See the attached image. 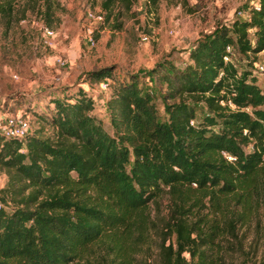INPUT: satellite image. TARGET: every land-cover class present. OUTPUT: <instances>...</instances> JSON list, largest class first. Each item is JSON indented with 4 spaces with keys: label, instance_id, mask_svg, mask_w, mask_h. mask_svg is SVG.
I'll return each mask as SVG.
<instances>
[{
    "label": "trees",
    "instance_id": "obj_1",
    "mask_svg": "<svg viewBox=\"0 0 264 264\" xmlns=\"http://www.w3.org/2000/svg\"><path fill=\"white\" fill-rule=\"evenodd\" d=\"M13 1L0 0V15ZM252 1L247 15L202 32L183 66L160 63L163 118L135 74L106 65L88 79L110 78L112 132L77 85L32 109L45 134L0 133V264H150L136 256L149 240L151 264H249L239 228L264 211V88L252 68L264 49V0ZM132 5L100 0V11L120 27Z\"/></svg>",
    "mask_w": 264,
    "mask_h": 264
},
{
    "label": "rangeland",
    "instance_id": "obj_2",
    "mask_svg": "<svg viewBox=\"0 0 264 264\" xmlns=\"http://www.w3.org/2000/svg\"><path fill=\"white\" fill-rule=\"evenodd\" d=\"M251 2L157 0L153 4L151 0H133L131 9L118 18L121 26L116 27L114 16L103 22L86 19L88 10H101L100 0H52L49 10L43 0H14L12 12L0 15V113L21 110L29 115L28 131L45 134L50 126L32 109H47L49 98L63 97L68 88L82 85L94 98L91 113L112 132L106 108L111 91L105 82L88 79L93 68L111 65L115 76L135 74L140 85L156 95L158 112L163 118L166 114L161 94L166 84L155 71L161 68L160 63L169 60L183 66L189 48L202 32L229 23L236 16L247 15L245 8ZM42 25L56 31L51 45L44 40ZM88 26L92 30L89 33ZM142 34L148 39L141 40ZM236 56L239 66H249L246 57ZM57 57L65 58V64H58ZM256 57L252 68L257 82L264 88V49ZM14 96L23 99L16 102ZM203 111V106L197 108V119L202 118ZM6 180L7 175L0 170V187ZM166 203L167 199L163 198V213L167 210ZM239 234L244 235L249 264H259L264 252L263 207L255 210L250 222L239 228ZM136 256L153 263L154 241L149 240Z\"/></svg>",
    "mask_w": 264,
    "mask_h": 264
},
{
    "label": "built area",
    "instance_id": "obj_3",
    "mask_svg": "<svg viewBox=\"0 0 264 264\" xmlns=\"http://www.w3.org/2000/svg\"><path fill=\"white\" fill-rule=\"evenodd\" d=\"M86 19L87 20H95L98 22H103L104 20V13L102 11L94 12L92 10H88L86 13ZM88 28V33L91 32L92 30ZM42 35L44 36V40L48 45L52 44V40L54 36L56 35V31L46 25H42ZM141 40L145 41L148 39V36L146 34H142L140 36ZM88 39H91V36L88 37ZM91 43L93 42L90 41ZM227 49H230V46H227ZM225 60L231 59V56L229 54L224 55ZM56 61L60 65H64L66 60L65 58L62 57H57ZM260 69L262 70L263 67L259 66ZM108 80V79H107ZM107 80L102 81L105 82V85H107ZM193 122V120H191ZM30 127V119L29 115L27 113L22 112L21 110H16L15 112H2L0 113V133L3 134L5 137H23L26 135ZM228 157H230L228 155Z\"/></svg>",
    "mask_w": 264,
    "mask_h": 264
}]
</instances>
